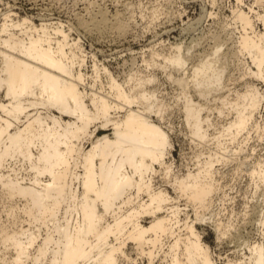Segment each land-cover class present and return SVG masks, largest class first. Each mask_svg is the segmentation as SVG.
Returning <instances> with one entry per match:
<instances>
[{"label": "bare ground", "instance_id": "6f19581e", "mask_svg": "<svg viewBox=\"0 0 264 264\" xmlns=\"http://www.w3.org/2000/svg\"><path fill=\"white\" fill-rule=\"evenodd\" d=\"M236 1L197 64L180 44L143 59L178 87L177 112L195 148L185 171L172 156L174 109L150 88L156 75L120 82L94 60L90 84L84 50L64 26L3 15L0 264H264V155L256 154L264 91L254 83L264 84V12L256 11L264 0ZM100 16L92 27L125 31L121 19ZM229 59L241 90L228 88ZM228 172L246 179L243 222L260 237L218 263L197 225L217 243L238 238L214 210Z\"/></svg>", "mask_w": 264, "mask_h": 264}, {"label": "rangeland", "instance_id": "374dc122", "mask_svg": "<svg viewBox=\"0 0 264 264\" xmlns=\"http://www.w3.org/2000/svg\"><path fill=\"white\" fill-rule=\"evenodd\" d=\"M252 3L253 0L244 2L245 5ZM235 7L236 0H0V22L3 15L10 12L14 15L12 20L15 21L28 18L36 25L48 23L64 26L70 39L78 42L84 50L90 84L94 60L100 69L107 68L120 82L136 73L142 76L150 73L156 75V82L150 85V88L157 90L161 98L174 109L169 112L168 117V122L175 129L172 135L174 142L172 156L175 166L185 171L186 166L193 164L195 148L184 137V122L177 112L178 87L168 80L162 71L147 70L143 59L148 58L151 50L168 53L170 46L180 44L190 49L192 62L197 64L198 55L209 50L216 39L214 36L219 38L222 35V24L230 19ZM154 9L158 16H153ZM256 11L264 12L257 7ZM102 13L106 14L111 23L121 19L119 21L126 25L125 31L121 33L113 26H110L111 29L109 27L101 30L92 27L91 22L95 19L99 21ZM236 65L229 59L232 81H229L228 88L234 91L241 90L244 85L238 80L241 70ZM99 81L103 85L106 84L107 80L102 72ZM254 83L264 91V84ZM98 88H101L100 82ZM3 96V92H0L1 100ZM220 123L225 121L220 119ZM256 149L258 152L256 154L264 155V142ZM228 174L224 179V184L227 185L224 189L226 196H221L222 204L217 205L214 210L220 211L225 223H232L231 225L237 229L234 234L237 233L238 238L233 242L232 239H227L217 243L214 233L206 225H197L203 241L210 247L218 263L223 262L222 260L228 256L233 257L236 251L243 249L240 243L254 242L260 237L253 223L243 222L245 205L242 196L246 191L249 192L245 177L235 181L232 180L231 173ZM232 198L233 201L230 200ZM184 203L183 201L182 204ZM131 256L137 258L135 254ZM138 263L141 264L140 261Z\"/></svg>", "mask_w": 264, "mask_h": 264}]
</instances>
